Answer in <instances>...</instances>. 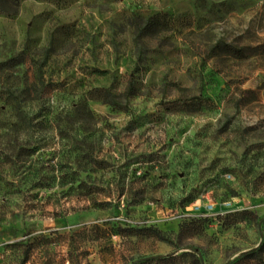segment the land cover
I'll return each mask as SVG.
<instances>
[{
  "label": "rangeland",
  "instance_id": "rangeland-1",
  "mask_svg": "<svg viewBox=\"0 0 264 264\" xmlns=\"http://www.w3.org/2000/svg\"><path fill=\"white\" fill-rule=\"evenodd\" d=\"M18 53L0 264H264V0H20L0 62ZM151 227L174 245L123 232Z\"/></svg>",
  "mask_w": 264,
  "mask_h": 264
},
{
  "label": "trees",
  "instance_id": "trees-1",
  "mask_svg": "<svg viewBox=\"0 0 264 264\" xmlns=\"http://www.w3.org/2000/svg\"><path fill=\"white\" fill-rule=\"evenodd\" d=\"M19 6H20V0H0V15H5L8 17L15 16L19 11ZM168 26H169L168 23L165 21L162 15L160 14L154 15L152 17H149L144 23L135 24L136 38L142 39L153 36L155 34L163 32ZM218 49L224 51L227 55H230L234 58L235 57L241 58L243 56L242 53L244 51V49H237L230 45L224 44L220 41L216 42L213 45V47H211L210 50L211 52H214L215 50ZM22 62H23L22 53H18L17 55L10 57L3 62H0V75L4 74L8 70L17 68L22 64ZM95 73L98 74L99 76H103L105 74L104 71H95ZM133 92L134 91L132 85H129L127 92L125 93V97L127 99L132 97L134 94ZM102 98L105 104L108 105L116 104L115 97L108 90L103 91ZM183 229H184V225H181L179 233H181ZM123 232H127V233L129 232L133 234H145L146 236H151L160 242L174 245L173 243L174 241L165 232L157 228L151 227L145 230H137V231L133 230V231H123ZM189 248L192 249L193 247H189ZM194 250L198 252V249L194 248ZM256 253L254 252L251 255H254ZM25 260H26V253L23 254L21 264H24Z\"/></svg>",
  "mask_w": 264,
  "mask_h": 264
}]
</instances>
